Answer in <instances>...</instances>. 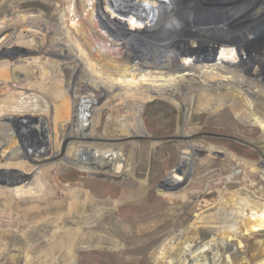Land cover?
Returning a JSON list of instances; mask_svg holds the SVG:
<instances>
[{
    "label": "rangeland",
    "instance_id": "1",
    "mask_svg": "<svg viewBox=\"0 0 264 264\" xmlns=\"http://www.w3.org/2000/svg\"><path fill=\"white\" fill-rule=\"evenodd\" d=\"M64 1L0 0V26L23 25L22 18L29 13H39L44 17L57 16ZM106 1L104 8L107 16L100 13L98 18H95L94 25L98 30L106 31L114 44L109 48L108 54L102 56V60L119 70L123 67L142 66L136 76L150 74L146 82L137 84L139 80L136 79L134 84L128 81V71L108 70V65L98 60L91 61L92 65L89 67L81 58L71 61L68 59L69 64H74L75 68L69 74L65 71L60 73L63 78L61 86L68 90L67 97L70 101L74 100L75 111L82 116L81 120L72 122L71 127L63 130L66 133L63 135L64 141L57 139L59 146L57 145L55 151L61 153L65 151V146H70L68 159L76 161L79 156L81 161H77L78 163L92 166L83 168L56 159L57 161H51L42 169H37L36 165L30 162L35 161V157L0 160V264H66L69 256L67 247L60 242L54 246L57 240L52 235L60 233L63 226L70 227L72 224L88 227L93 235L100 238V244L97 246L74 249L73 264H170L171 259L181 257V251L198 238L202 243L214 247V252L222 260L226 261L228 258L227 264H231L229 262L234 258L239 264H249L250 256L256 253L254 245L258 242L264 244V225L243 228L250 219V216L246 215V209L257 200L264 202V179L260 178L257 171L243 166L241 161L229 159L222 148L241 160L258 162L261 155L249 145L236 141L235 137L244 141L255 140L260 131L259 127L244 122L245 117H242L244 121H241L234 110L227 107L224 99H220L223 104L213 110H193L185 129L188 132L184 133L186 136L196 133L193 138L188 139L189 142L218 148H214L211 154L195 156L192 167L181 168L183 172H190L185 174L186 182L180 187L164 188L162 184L168 174L177 167L181 155L182 141L175 137L182 119L178 109L162 97H152L143 102L140 119L147 135L138 138L134 151L127 143L110 141L115 140L118 135H113L112 131L106 129V117L109 114L112 117L123 116L125 109L116 104L119 97L131 96L132 102H137V98L141 96L140 85L148 87L147 89L163 88L165 93L173 94L172 96L179 99L180 104H187L190 97L195 99L198 90L186 84L181 85L182 90H175L170 83L183 76L180 75L183 74L182 71L179 74L178 71H172V68L167 70L149 66L154 57H158V51L162 49L161 44L167 41L165 39L173 29L172 26L165 23L156 29V32L149 36L144 35V27L152 20L149 23L143 21L142 29L135 24V13L129 9L133 0ZM135 1H143L142 4L146 5L152 0ZM186 2L188 4L172 13L174 20L187 15L197 20L209 18L212 0H202L200 3L196 0ZM247 19L249 27L244 25L233 28L230 33L232 36L243 37L245 46L251 50L260 51L264 49V0H259L254 13ZM76 22L79 31L75 38L80 42L81 33L90 32L91 29L83 21L77 19ZM51 26L53 30L50 37H61L55 25ZM18 33L22 38L9 40L5 46L7 51L12 47L27 49L22 41L32 39V35L33 39L37 40V45L45 41L43 33L39 30L35 32L32 28L23 27ZM151 41L153 46L149 51L152 57L149 54L141 55L139 52L142 47L150 46L148 42ZM69 43L73 45V41ZM177 46L181 49V46ZM69 53L74 54L71 51ZM8 55L5 51L0 60L9 59V62H15L16 56L9 58ZM214 56L218 57L219 53L215 52ZM20 59L23 64L31 67L36 76H39V70L47 71L45 63L56 67V64L51 62L53 58L48 55L39 59H32L30 56ZM185 62V59L180 58L178 68ZM89 68L92 72H89ZM255 68L254 61L250 72H254ZM192 76L196 78L193 72L185 71V81H189ZM250 80L238 85V81L233 77L230 83L244 89L247 85L250 86ZM52 86L47 83L44 87L32 84L30 88L41 91L48 96L51 104H55V98L49 94V88ZM187 88L189 89L185 95ZM212 91L210 103H215L217 97L226 93L223 87ZM106 92L108 94L105 97ZM231 94L237 96L235 92L231 91ZM5 95L0 86V101ZM83 95L87 96L82 98ZM89 95L92 96L91 99L96 97V100L89 101ZM36 96L38 97L30 93H20L17 98L19 107L10 105V109H6L3 106V111H0V143H6V134L13 131L21 154L26 149H31L32 153L40 154L39 158L47 159L52 146V140L46 134L49 110L46 101L37 99ZM89 105L90 109L98 108V123L94 135L106 141L79 137L84 135L87 126L83 115L90 118L86 108ZM10 115L14 118L9 119ZM73 136L78 139L70 140ZM115 147H118L122 157L106 155L116 154L113 152ZM80 149H84V152L78 153ZM93 152L100 153V160L97 158L95 164L86 160ZM178 176L177 174L176 177ZM85 191L89 196L86 200ZM84 200L85 205L82 207ZM224 215L233 217L229 222L231 227H209V223L206 226L198 223L201 219L218 220ZM52 224H58L59 229L54 230ZM163 243L165 247L161 249V255L160 248ZM201 249H206V246L196 251ZM262 250L264 252V247Z\"/></svg>",
    "mask_w": 264,
    "mask_h": 264
},
{
    "label": "bare ground",
    "instance_id": "2",
    "mask_svg": "<svg viewBox=\"0 0 264 264\" xmlns=\"http://www.w3.org/2000/svg\"><path fill=\"white\" fill-rule=\"evenodd\" d=\"M105 1L106 0H65L64 5L60 12L58 11L59 14L57 16L44 17L39 13H29L22 18V21L24 22L23 25L11 26L9 24H5L0 26V57L5 53V51L9 54V58L16 56L15 62H9V59L2 61L0 60V86L6 93L5 97L0 101L2 103L0 111H3V106L6 109L10 105L13 107H19L17 98L20 93H30L32 94V96L38 95V97L36 96L37 99L42 98L46 101L45 103H47L46 106L49 110V113L47 117L46 134L52 140V146L50 147V150L48 152L47 159H41L39 158L40 154L32 153L33 151L31 149H26L25 151H23V154H21V152L19 151V147L15 143V134L12 133L13 131L9 132L6 134V143H0V160H8L12 157H23L25 159L29 156L32 158L35 157V161H32L30 159V162L34 163L37 169H42L44 165H49L51 161H55L56 159H62L68 161L69 163H72L73 165L83 168L92 166V164L90 165L86 163H78L77 161H81L79 160V156L78 158H76V161L68 159L67 154L70 152V146H65L64 152L57 153L58 151H55L56 147L59 146L57 139L59 138V140H63V135L66 134L63 132V130L71 127L72 122L81 120L82 116L81 113L79 114L77 111H75L74 100L70 101L67 97L68 90L61 86V80L63 78L60 73L65 71L69 74L75 68L74 64L72 66L69 64L70 62L68 59H70L71 61L72 59L77 60L78 58H81L85 61V65H89V67H91V61L93 60H98L106 64V62L102 60V56L108 54L109 48L114 43L108 37L109 35L106 33V31L98 30L94 25L95 18L100 13L107 16V12L104 8V5L107 1ZM142 3L143 1L140 2L133 0L131 4H129V9L133 13H135L134 21L135 24L141 27L140 29L144 27L142 23L143 21L149 23L152 20L148 26L144 27V35L149 36V34L156 32V29L162 27L165 23L172 26L173 28L171 29L169 36L165 39L167 41L161 44L162 49L158 51V57L156 59L154 57L153 63H151L149 66L158 69L164 68L167 70H171L172 68V71H178V73L182 71L183 74H179L183 76H181L176 81L172 80V82L169 79V81H171L170 85H172L175 90H182V84H186L190 87L194 86L195 88H197L198 93L195 99L189 96L190 98L187 104H180L178 101L179 99L177 100L175 96H172L173 94L171 95L169 93H165L163 91V88L157 89L156 87L153 89H147L148 87L140 85L139 88L141 89V96L137 98V102H132V98L130 99L131 96L123 95L119 97V102L116 104L121 105L125 109V114L123 116L112 117L109 114L106 117V129L112 131L113 135H118L115 140L110 141L119 143L124 142L125 144L127 143L128 146H130L131 150L134 151L136 149L138 138L146 137L147 135L144 131V128L142 127L140 119V108L142 106V103L151 99L152 97H162L168 100L178 109L179 114L182 116L175 136L182 142L180 144L181 155L179 156L177 167L168 174L162 186L166 189L178 188L182 184H184V182H186L185 174L187 175V173L190 172V170H186L185 172H183L181 168L185 166L187 168L192 167L191 164L195 156L201 154H211L214 152V148H218L213 145L201 146L193 142H189L188 139L193 138L196 134L193 133L190 136H186L184 134L188 132L185 129L187 124L189 123L192 111L213 110L215 109V107H220L221 104H223L220 99H224L225 103H227V107L234 110L241 121H244L242 117H245L246 120L244 122L259 127L260 131L255 140L244 141L237 137L235 138L236 141L245 143L251 148L255 149L261 156L258 162L244 161L224 148H222V151L229 159L233 158L235 161H241L240 163L243 166L250 168V170L257 171L256 173L259 174L260 178L264 179V49H261L260 51L251 50L250 47L245 46L242 40L243 37L232 36V33H230V30H232L233 28L241 27L244 25L246 27H249L250 24H248L249 21L247 17L241 14L239 16L235 15L233 16L234 18L231 17L232 19L230 18L231 20L229 19V21L216 24L206 22L205 19L201 18L198 20L195 18L196 21H190L189 18V20H185L186 17H180L174 20L172 18L174 16L172 15V13H174L175 11L177 12V10H179L185 4H188L186 0H152L146 5ZM77 19L83 21L89 27V29H91L90 32L87 31V33H81L82 39H79L80 42L77 41V38H75V36L78 35L77 33L79 31V27L76 22ZM51 24L55 25L57 33H59L61 37H50V34L53 30ZM23 27L29 29L32 28L33 31L35 30V32L36 30L41 31L43 33L42 35L45 41H42L41 45H37L35 44L37 40H34L32 35V39L30 40H21L22 44L28 47L27 49L12 47L9 51H7V48L5 46L7 45L9 40L13 38L16 39L17 37L22 38V35H18V30L20 28L22 29ZM162 39H164V37ZM71 41H73V45H70L69 42ZM152 42L153 41L148 42L150 46L142 47V50L139 53L141 55L149 54L151 56L152 54L149 50L153 46ZM166 44H173V46H167ZM177 45L181 46V49H179ZM170 49H172V51H170ZM70 51L74 54L71 55L69 53ZM215 52L219 53L218 57L214 56ZM199 53H202L203 55H199ZM46 55L53 58L51 62H53L52 64H56V67L55 65L45 63L47 71L37 70L40 73L39 76H36L31 67H29L28 64H23L20 59L24 56H30L32 59H39L41 56ZM180 58L185 59L186 62L183 66L178 68L177 65ZM66 59L67 61H65ZM254 61L256 62L255 71L250 72V67L252 65V62L254 63ZM144 62L149 63L145 60ZM163 64L165 65L164 67H162ZM138 68L123 67L119 70V68L108 65V70L110 69L114 72L128 71L129 82L136 84V79H138L139 83L137 82V84H142V82L147 81V77L150 73L145 72L146 75L139 74L136 76V72L142 70V66ZM186 70H188V72L191 71L193 72V74H196V78L194 79V77L192 76L190 77L189 81H185L184 74ZM89 72H92L90 68ZM233 77L238 81V85L245 82L246 80L249 81L250 79V81L252 82H250V86L247 85L243 89L242 86H234L230 83V79H232ZM46 83L48 86L49 84L53 85L52 88H49V94L51 97L55 98V104H51V101H48V96L44 93H41V91L30 88V85L32 84H37L39 87H44V84ZM65 84L67 86V83ZM219 87L225 88L226 93L223 96L217 97L215 103H210V94H212L211 91H214L215 89L217 90V88ZM188 89L189 88H187L185 95H187ZM231 91L235 92L237 96L235 97L233 94H231ZM107 94L108 92H106L105 97L107 96ZM85 96L83 95L82 98H84ZM88 97L90 98H88L89 101L92 99L96 100V97H93L92 99V96L89 95ZM12 98L13 101H11ZM90 106L91 105L86 107L90 113V118L83 115L84 119L87 121V126L85 128V132L83 133L84 135L79 137L99 140L101 142L102 140L106 141V139L97 138L94 135L95 126L98 123V108L90 109ZM8 108L10 109V107ZM10 113L12 114V112H9V114ZM4 118L5 117H3V119ZM8 118L12 119L14 117L13 115H10ZM8 118H6L5 120H7ZM6 129L9 131L8 127ZM18 134V136H20V133ZM77 139L78 137L73 136L70 140ZM81 151L84 152V149L78 150V153H80ZM113 152L116 154L106 155H117V157H122L120 156L118 147H115V149L113 148ZM97 158H100V153L93 152V154L86 160L95 164ZM99 174L104 175L103 173ZM177 174L179 175L178 177H176ZM87 193L88 192L86 191L84 193L85 200L89 198ZM85 200L81 203L82 207H84L85 205ZM262 200H264V197L262 198ZM254 203L255 204L246 209V215H249L251 220L249 219L244 224L243 228H245V226L252 227L254 225H258L259 227H261L264 225V202L260 203L257 200V202ZM232 220L233 217L224 215L218 220L201 219L200 221H198V223H201L204 226L209 223V225H207L209 227L212 226L218 228H228L231 227V224L229 222H231ZM253 220H256V222H254ZM57 225L52 224L54 230L57 228L59 229ZM239 228L240 226L238 227V229ZM52 237H55L54 239L57 240L56 242L53 241L55 242L54 246L58 245L60 242V244H65V246L67 247V254H69V256L67 258L68 262L66 264H73L74 249H87L100 244L99 236L93 235L90 229L83 225L72 224V226L70 227L63 226L61 232L53 234ZM48 241H50V239ZM51 245L53 246V244ZM263 245L264 244L261 242H258L254 245L256 253L250 256L249 264H264V252L262 250V248L264 247ZM204 246H206V249H201L199 252L196 251L197 249ZM164 247L165 245L163 243L160 248L161 255ZM194 251H196L197 253ZM181 252L183 255L176 259H171L170 264H227L228 260V258L226 261L222 260L217 255V253L214 252V247L202 243L200 241V238L192 240V242L188 244ZM189 254L192 255L189 256ZM229 263L239 264L238 260L235 258Z\"/></svg>",
    "mask_w": 264,
    "mask_h": 264
},
{
    "label": "water",
    "instance_id": "3",
    "mask_svg": "<svg viewBox=\"0 0 264 264\" xmlns=\"http://www.w3.org/2000/svg\"><path fill=\"white\" fill-rule=\"evenodd\" d=\"M196 1L197 3H200L202 0ZM241 1L242 2H239V0H212L211 3L213 6H209L211 12L208 16L209 18L205 19V21L214 24L221 22L224 23L231 17L238 15V13L245 14L247 17H250L251 14L254 13V9L256 8L259 0ZM227 5H229V7H226ZM185 17V20L189 18L190 21H196V19H193L192 16L187 15Z\"/></svg>",
    "mask_w": 264,
    "mask_h": 264
}]
</instances>
